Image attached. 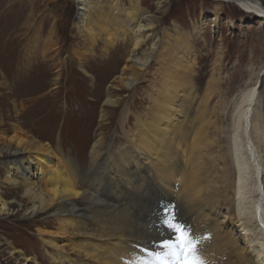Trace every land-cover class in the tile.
Here are the masks:
<instances>
[{
	"label": "bare ground",
	"instance_id": "6f19581e",
	"mask_svg": "<svg viewBox=\"0 0 264 264\" xmlns=\"http://www.w3.org/2000/svg\"><path fill=\"white\" fill-rule=\"evenodd\" d=\"M124 1L75 0L74 26L88 47L76 52L80 69L73 77L65 70L72 62L41 53L42 79L48 68H57L52 84L38 82L51 98L41 108L62 102L76 118L88 108L97 123L92 138L79 141L84 160L62 147L60 135L54 142L38 140L18 121L0 128V217L20 214L32 227L49 219L36 232L54 264L147 258L141 249L157 251L153 245L174 235L161 224L164 217L188 226L205 264H264V65L259 87L245 92L238 107L233 104L238 112L230 117L221 48L206 85H195L193 40L208 21L211 29L218 26L222 4H212L190 32L176 21L166 24V4L157 3L150 13L140 0ZM235 3L249 15L264 16L257 1ZM97 62L108 69L98 86L88 65ZM31 78L24 79L26 88H38ZM72 81L83 95L66 93ZM0 85H6L3 78ZM55 236L71 238L76 256L67 257L68 243L58 246ZM5 238L0 250L28 264ZM1 259L12 263L11 257Z\"/></svg>",
	"mask_w": 264,
	"mask_h": 264
},
{
	"label": "rangeland",
	"instance_id": "374dc122",
	"mask_svg": "<svg viewBox=\"0 0 264 264\" xmlns=\"http://www.w3.org/2000/svg\"><path fill=\"white\" fill-rule=\"evenodd\" d=\"M125 1V4H128L129 0ZM235 1L239 0H140L139 5L142 11L154 13L157 3L166 4V24L173 20L191 32L199 25L202 17L212 11V4L215 2L222 4L218 26L213 30L208 21L202 36L193 40L198 71L195 85L200 89L206 85L214 68L215 56L222 49V82L224 91L227 93L224 105L230 117L238 112V110L233 111V108L235 105L239 106L241 96L248 90L259 87L258 75L264 65V16L261 19L243 12ZM254 1L261 3L264 7V0ZM76 10L75 0H0V82L3 78L6 83L4 86L0 85V128L7 129L13 122L18 121L22 128L31 131L36 139L39 136H45L54 142L60 135L62 147L72 152L73 157L84 160L86 150L82 149L85 146H81L79 141L84 143L92 138V130L97 123L95 114L86 108L85 114L76 118L74 112H66L67 108L62 102L57 106L50 104L51 107L42 109L41 103L44 100L50 101L51 98H47V90H43L38 84L40 81L52 84L53 71L57 69L55 65L48 68L44 73L45 78H41L40 56L45 50L48 55H59L61 60L72 62L71 66L63 68L66 70L67 78L73 77V74L79 71L75 54L84 52L88 46L85 38L79 39L74 26ZM101 39L104 38L101 37ZM101 50H103L102 45L95 53ZM103 63L88 64L89 69L96 73L97 86L101 85L102 72H108V69L103 70L105 68ZM112 71L113 69L110 72ZM30 77H33L31 79L37 84L34 87L38 88L32 90L26 88L28 82L25 80H29ZM92 85H95L94 82L89 81L86 86L91 89ZM143 85L140 86L141 90L146 88ZM69 87L67 94L72 91L73 94L74 92L83 93L73 81ZM102 91H105V85ZM82 125L86 129L80 132ZM14 205L15 208H19L17 204ZM9 217V220L0 217V240L6 237L10 244L20 248L26 255L28 264H54L51 260L52 250L40 242L36 232L37 228L43 230V225L50 220L41 218L37 221L38 227H32V223L20 214ZM55 237V243L58 246L68 243L69 247L62 250L68 255L67 257L76 256L71 250L73 247V244L69 242L71 238ZM0 251L3 253L0 260L11 257V264H17V254H13L7 248H1Z\"/></svg>",
	"mask_w": 264,
	"mask_h": 264
},
{
	"label": "snow or ice",
	"instance_id": "6c2138e0",
	"mask_svg": "<svg viewBox=\"0 0 264 264\" xmlns=\"http://www.w3.org/2000/svg\"><path fill=\"white\" fill-rule=\"evenodd\" d=\"M161 224L174 235L153 245L157 251H149L147 247L141 249L147 258L137 257L132 264H205L198 250V241L186 226L177 223L174 217L171 220L162 218Z\"/></svg>",
	"mask_w": 264,
	"mask_h": 264
}]
</instances>
